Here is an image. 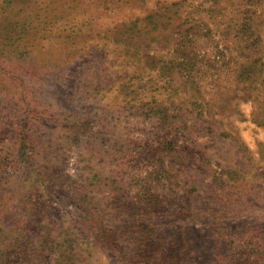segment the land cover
<instances>
[{"label": "rangeland", "instance_id": "rangeland-1", "mask_svg": "<svg viewBox=\"0 0 264 264\" xmlns=\"http://www.w3.org/2000/svg\"><path fill=\"white\" fill-rule=\"evenodd\" d=\"M9 1L11 20L0 8V250L21 229L25 198L49 180L57 232L79 216L80 186L95 185L91 195L118 233L122 257L88 241L83 264H153L144 251L176 264L172 245L180 264H264L245 245L255 225L264 240V82L254 84L264 29L251 45L239 25L264 22V0H75L63 15L64 1ZM243 64L250 78L239 75ZM150 96L167 108L164 122L143 108ZM170 128L169 172L148 180L158 163L147 153ZM142 181L154 183L152 208L125 214H141L158 235L148 248L108 203L111 193L123 204L146 199L135 187Z\"/></svg>", "mask_w": 264, "mask_h": 264}, {"label": "trees", "instance_id": "trees-1", "mask_svg": "<svg viewBox=\"0 0 264 264\" xmlns=\"http://www.w3.org/2000/svg\"><path fill=\"white\" fill-rule=\"evenodd\" d=\"M41 1H44L45 5L46 1H48V6L55 4V0ZM57 1H64L63 9L59 10L63 15L65 11L64 6L66 4H72L75 0ZM0 8L1 10H3L2 14L4 13L1 20H11L9 18L8 11H10L9 8L13 9L12 2L9 0L3 1L2 4H0ZM52 9L58 14L57 8ZM41 15L42 14H40V16ZM149 18L151 19V17ZM239 25L241 28V33H246L251 45H255L258 41L256 37H260V32L262 29H264V22H257L252 25L251 22H243ZM25 32V28L23 30L20 29L17 31L19 40L21 37H23ZM8 39L10 41L13 38ZM244 48L247 49L248 44H246ZM240 74H246V77H251V64H243L239 72V75ZM258 76H262L261 80L260 82H254V84H263L264 68L262 69V74L259 73ZM139 78L141 79V77ZM124 87H128V84H125ZM149 94L147 96H149ZM153 96H150L149 99H147V102L144 103L145 106H143V108L147 113L155 111V113H158L160 115L159 120H162L164 122L166 120V117L168 116V113L166 111L167 108L164 104H161L162 101L158 102L154 99ZM219 101L224 102V100H220V98ZM231 102L232 99H228L225 102L226 106L224 104L222 106L229 107L233 111L237 112L236 104L234 107L233 104H230ZM204 105L206 106L207 104ZM228 113V111L224 112V116L229 115ZM262 122L264 124V120H262ZM172 130L173 128H170L169 131L162 132L163 138L156 140V142L151 145V147H154V149H149V152L147 153L149 157H151V153H153V155L157 157L156 162L158 163V165L153 168L154 171L149 174L148 180L156 177L157 182H159L161 181V178L166 175L167 172H169V163H166L164 161V158L170 152H174V146L176 142L174 136L176 135L175 133L177 132V130ZM169 136L171 137L169 138ZM26 175L27 178L24 180L21 189V192L23 193L26 191V184L29 180L28 172ZM93 179L98 178L96 176H93ZM36 181L38 180H35L34 182ZM44 182L47 183V185H50L49 180H45L43 181V183ZM105 182L115 183V181H113V176L112 178H107V180L104 179L103 183ZM95 184L98 185V180H96ZM153 184L151 181L150 183H146V181L136 183L135 187L138 190V194L140 195V197L145 196L146 199H142L139 197L140 199L134 203H121V196L118 193H111L110 198L107 197V199H110L108 203L114 208L113 211H115V213L117 212V214H119L120 216L122 215L125 217L124 221L126 222V228L133 229V233H135L134 230L144 232L141 234V236L143 237L141 244H143V247L147 248L150 246L153 247L156 244V240L153 237L156 234L153 232V230L148 228L149 225L148 223H146V219L141 218V214L135 216L130 214V216H128L125 214V210L128 209V206L131 205H137V210L139 212L141 210H147V208H152V198L157 197L156 195L152 194L154 193ZM47 185H45L44 188H41V190H39V187L36 186L33 190L34 193L32 192L29 197L27 196L25 198V205L28 207V209L25 210L26 214L21 219V221L15 224L17 228L21 229L16 231V233L10 237V244L4 249L2 248L0 250V264H52V262L53 264H83L82 261L88 260V256L90 255V248L92 246L91 243H88V241H92L94 244L102 246L104 249L108 250L110 254H114V256H116L117 258L122 257L123 252L120 245L121 243L118 241L119 239H117L118 233L114 227L109 226L105 222L103 218L105 210L91 195L95 185H91L92 187L88 188L85 187V185L80 186V188H84V190L80 189L79 194L76 195V204L80 209L79 216L76 218V221L75 219H70L74 225L71 227L69 226L66 232L64 230L57 232V229L61 228L63 224H53V219L50 217L49 208L53 191ZM88 189L91 190L87 191ZM36 191L38 193H35ZM43 196H45L46 198H43ZM223 209H219L215 212L213 222L215 229L213 231H216L215 220L217 218V215L218 213L223 212ZM93 216H95L96 220L99 223V226L97 228L95 224L90 225L89 218ZM62 220L63 218L58 219V222ZM31 226L34 229L33 232L31 231ZM179 229L182 230V226H180ZM258 229V225L247 228L246 232L248 234V238L246 239L247 243H245V245L249 247L248 254H250V256H255L257 260L259 259L260 262L264 259V240L258 235ZM0 234H4V231L0 230ZM156 239H159L158 235H156ZM2 243V240H0V248L3 246ZM84 245L85 247H83ZM58 247H60V252L56 253L55 251ZM167 252L171 258L178 257L176 264H180L179 252L176 251L174 245H172L170 248L168 247ZM143 253L146 255L147 261L150 259L153 264H156L152 257L149 258V256H147V253L150 254L151 252L144 251ZM176 253L178 254L175 256ZM220 262L222 264V260ZM226 263L227 262H225V264Z\"/></svg>", "mask_w": 264, "mask_h": 264}]
</instances>
